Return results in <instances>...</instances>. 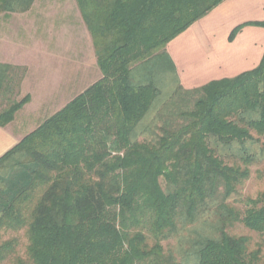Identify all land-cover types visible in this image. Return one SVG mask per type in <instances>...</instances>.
Instances as JSON below:
<instances>
[{"label": "trees", "instance_id": "obj_1", "mask_svg": "<svg viewBox=\"0 0 264 264\" xmlns=\"http://www.w3.org/2000/svg\"><path fill=\"white\" fill-rule=\"evenodd\" d=\"M34 1L0 0V14ZM223 1L75 0L101 77L0 157V264H264L229 232L264 236V192L241 194L264 162V51L195 89L165 52ZM247 25L264 20L228 41ZM24 74L0 64V96ZM28 100L1 109L0 127Z\"/></svg>", "mask_w": 264, "mask_h": 264}, {"label": "crops", "instance_id": "obj_2", "mask_svg": "<svg viewBox=\"0 0 264 264\" xmlns=\"http://www.w3.org/2000/svg\"><path fill=\"white\" fill-rule=\"evenodd\" d=\"M70 1H73L79 17V29L81 27L88 41L90 70L81 74L78 82L75 59L72 60L70 55L67 56L68 58H60L61 61L50 57L43 58L46 56L44 54L46 47L40 44V46H34L32 52L27 48L20 49L23 50L22 52H13L17 54L13 56L15 59L5 57L0 53V64L25 68L24 77L16 89L15 96H22L20 99L26 96L29 98L28 102L14 114L13 120L4 127H0V157L36 129L38 125L33 128L37 120L35 116L49 113L48 117H50L101 77L90 35L82 22L75 0ZM7 14L21 13L0 15ZM263 20L264 0H225L206 17L194 23L184 33L168 43L165 52L174 64L183 88L195 89L211 81L233 78L255 68L264 51V28L247 25L240 30L232 42L228 41V37L236 26ZM6 35L4 40L10 38V33ZM15 37L16 35L13 39ZM46 50L52 51L50 48ZM37 67L49 68L48 72L53 67L59 68L55 81L50 84L49 80H46L44 82L46 85L40 94L34 92L33 85L30 84L31 78L36 75L37 82L42 77L41 74L48 76V72L47 70L37 71ZM94 69L98 73V79L85 88L78 89V84L87 82Z\"/></svg>", "mask_w": 264, "mask_h": 264}, {"label": "rangeland", "instance_id": "obj_3", "mask_svg": "<svg viewBox=\"0 0 264 264\" xmlns=\"http://www.w3.org/2000/svg\"><path fill=\"white\" fill-rule=\"evenodd\" d=\"M74 7L73 1L70 0H36L31 8L24 13L18 15H0V53L5 57L15 59L13 56L17 54L13 52H22L23 50H20L22 48H27L32 52V49L35 48L34 46L42 45L43 47L45 46L46 49H52V51H50L51 53L44 49V54H46V56L43 58L47 59V57H50L61 61L60 58H68L70 55L71 59H75V63H77L76 72L77 81L79 82L80 75L90 70V55L88 41L82 33L81 27L79 29V17ZM6 33H10V38L4 40V38L7 37ZM15 35L16 37L13 39ZM64 55L66 57H64ZM73 55H75L76 58L73 57ZM34 69L35 68H33V70ZM48 69L49 68L37 67L36 70H47L48 72ZM51 69L52 70L47 73L48 76L40 73L42 77H40L37 82L36 75L32 76L30 84L33 85V90L36 94L41 93L42 88L46 85V83H44L46 80H49L50 84L55 81L56 72H58L59 68L53 67ZM97 79L98 73L94 69L90 79L87 82H83V84L79 83L78 89L85 88L92 81L94 82ZM15 91L14 89L12 92L3 93L0 96V110L7 107L13 100H20L22 96H15ZM49 115V113H45L35 116L37 120L33 128L39 125ZM249 169V178L245 181L241 189L243 198H255L259 193L264 192V162L253 164ZM27 175V171H22V173L10 177L13 178V180L10 181L9 185L15 186L19 182L25 180L28 177ZM160 183L162 184L161 180ZM229 232L233 236L247 237L250 249L261 246L262 254L264 255V236L250 232L240 224H235ZM163 245H165V243H163ZM25 246L26 241L22 238L18 247V256H25Z\"/></svg>", "mask_w": 264, "mask_h": 264}]
</instances>
